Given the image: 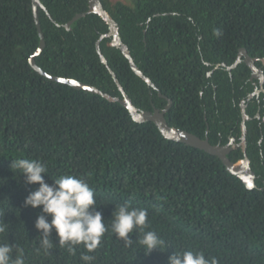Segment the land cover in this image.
<instances>
[{"label":"trees","instance_id":"obj_1","mask_svg":"<svg viewBox=\"0 0 264 264\" xmlns=\"http://www.w3.org/2000/svg\"><path fill=\"white\" fill-rule=\"evenodd\" d=\"M42 2L53 17L39 8L46 46L36 61L45 71L122 98L115 73L139 109L163 107L161 93L173 100L166 114L171 126L213 144L231 136L240 142V102L254 86L245 62L231 72L227 66L243 47L264 58V0H102L157 89L135 73L110 37L101 40L107 64L102 61L97 41L109 25L100 15L89 13L66 27L88 11V0ZM40 40L32 0H0V223L7 224L0 243L14 245L13 257L22 248L25 264H85L82 253L94 257L90 264H168L175 251L192 250L218 264H264V96L247 101V155L257 174V186L249 189L218 156L167 139L120 102L40 74L30 63ZM18 157L45 162L49 184L62 174L83 178L109 225L116 206L147 209L149 229L164 239L163 249L146 253L138 231L130 233V246L108 231L93 252L81 244L73 254L53 231L45 253L35 227L40 209L24 204L39 185L26 184L13 170ZM229 157L243 158V149Z\"/></svg>","mask_w":264,"mask_h":264},{"label":"clouds","instance_id":"obj_2","mask_svg":"<svg viewBox=\"0 0 264 264\" xmlns=\"http://www.w3.org/2000/svg\"><path fill=\"white\" fill-rule=\"evenodd\" d=\"M219 35V31L215 30ZM13 170L24 175L28 185L38 184L39 187L30 191L24 204L40 209L35 221V227L40 234V245L47 250L53 247L51 239L53 231L58 237L61 247H67L69 253H75V246L83 244L88 253L96 250L106 232L111 231L122 239L126 246L133 243L130 233L139 232L138 239L146 253L157 248L163 249L164 239L155 231L149 229V215L145 208L132 207L130 202L116 206L111 224H107L103 213L94 207L97 204L95 190L83 178L74 174H62L49 184L45 175L48 167L38 159L18 157L13 159ZM7 230L6 223H0V233ZM14 245L0 243V264H25L24 251ZM81 260L90 264L92 255L82 253ZM168 264H218L215 257L206 258L203 251H175L168 257Z\"/></svg>","mask_w":264,"mask_h":264},{"label":"water","instance_id":"obj_3","mask_svg":"<svg viewBox=\"0 0 264 264\" xmlns=\"http://www.w3.org/2000/svg\"><path fill=\"white\" fill-rule=\"evenodd\" d=\"M89 1V9L87 12L78 13L74 18H72L69 22L66 23V27L68 29H71L74 22H76L78 19L86 16L89 13H96L100 15L109 25V31L105 34L101 35V38L97 41V51L99 52L101 59L104 63L107 64V58L103 54L101 50V40L110 37L111 38V45L118 47L122 50L123 54L128 58L131 67L135 71L137 75H139L141 78H143L149 85L153 86L155 89H157V86L153 83V81L145 75V73L140 69V67L135 62L134 57L132 56V53L129 49V46L122 40L121 34H120V28L118 22L113 18V16L110 14V12L104 7V4L102 0H88ZM33 2V11H34V18L36 21V25L38 28V32L40 35V45L37 51L30 57V63L31 65L37 70L40 74L65 84H69L77 89H84L88 90L93 93H99L103 96H105L110 101H118L122 105L126 106L131 115L133 116L134 120L137 122H147L152 121L154 122L161 133L170 140L178 141L186 143L187 145L205 150L206 152H209L210 154L218 156L223 163L225 164L226 168L229 172L232 174L238 176L243 180L247 188L254 189L257 186L256 179L257 174L253 170L251 165V160L249 156L247 155V121L251 119V117L246 113V105L243 103V122H242V129H243V136L240 143H235L234 139L228 144H213L210 142V139L208 137L202 138L201 136L190 132L188 130L182 129L180 127L171 126L166 118V113L169 111L172 105V101L169 100V104L166 107V109L161 110L158 108H154L153 111L150 110H141L139 109L134 103L132 98L126 93L123 86L120 84L119 80L116 78L115 73H113V76L119 86V89L122 92V98L118 96H113L110 93H106L99 89L98 87L88 84L85 82H82L80 80H76L69 77H60L55 76L53 74L48 73L43 68L39 66V64L36 61V56L41 54L46 46L45 41V35L42 30L40 16H39V8H43L48 16L53 20V17L51 13L49 12L48 8L43 4L42 0H32ZM245 57L246 63L253 69L254 76H257L260 74L262 76V70L257 69L255 62L259 60L258 57H252L249 55L246 48H241L239 51L238 58L236 62L231 66L228 67L230 70L232 68H236L239 63L242 61V58ZM225 65V64H223ZM221 64H218L216 68L220 67ZM264 74V73H263ZM263 78V77H262ZM259 93V91L257 92ZM160 96H163L160 93ZM254 94H251L250 98H253ZM241 147L244 152V157L234 161L229 157V154L235 150ZM249 183H251V187H249Z\"/></svg>","mask_w":264,"mask_h":264},{"label":"flooded vegetation","instance_id":"obj_4","mask_svg":"<svg viewBox=\"0 0 264 264\" xmlns=\"http://www.w3.org/2000/svg\"><path fill=\"white\" fill-rule=\"evenodd\" d=\"M238 55H239V53H238ZM262 60V64H259V60ZM259 60H257L256 62H255V64H256V67H257V69H261L262 70V76L260 75V74H258L257 76H254V71H253V69L246 63V61H245V57H243L242 58V61L239 63V64H241L242 62H245L247 65H248V67L250 68V70H251V72H250V76H249V78H248V81H250L252 84H253V86H254V90L252 91V92H250L249 94H248V97L246 98V99H242V101L240 102V104H241V114H242V120H241V135H240V142H241V140H242V136H243V129H242V122H243V107H242V105H243V103H245V105H246V107H245V109H246V113H247V109L249 108V104L247 103V101H251V100H253V98H255V96H257V98L259 99V102L261 101L260 100V97L261 96H264V58H259ZM225 65H226V63H224ZM234 64V63H233ZM232 64V65H233ZM232 65H226L227 66V69L231 72L234 68H232L231 70L228 68V67H231ZM238 67V66H237ZM236 67V68H237ZM209 75H211V72L209 73ZM263 77V78H262ZM117 78V77H116ZM120 82V81H119ZM121 84V83H120ZM119 87V86H118ZM259 91V93H257ZM251 94H254V96H253V98H250V96H251ZM162 97H164L166 100H167V102L163 105V107H155V108H158V109H161V110H164V109H166V107L168 106V104H169V100H171L172 101V104H173V100L171 99V98H168L167 96H162ZM172 106V105H171ZM171 109V108H170ZM169 109V110H170ZM260 109V108H259ZM169 112V111H168ZM167 112V113H168ZM166 113V114H167ZM248 114V113H247ZM249 115V114H248ZM257 117H260L261 115H260V113H257V115H256ZM252 118V117H251ZM250 120V119H249ZM247 123V122H246ZM248 134V133H247ZM232 139H234V142L235 143H237L236 142V139H235V137L234 136H231V138H230V140H229V142H227V143H225V144H228V143H230L231 141H232ZM239 142V143H240ZM221 143V142H220ZM225 144H223V145H225Z\"/></svg>","mask_w":264,"mask_h":264},{"label":"rangeland","instance_id":"obj_5","mask_svg":"<svg viewBox=\"0 0 264 264\" xmlns=\"http://www.w3.org/2000/svg\"><path fill=\"white\" fill-rule=\"evenodd\" d=\"M123 1H125V2H127V3H129L131 5L134 3V0H123Z\"/></svg>","mask_w":264,"mask_h":264},{"label":"snow or ice","instance_id":"obj_6","mask_svg":"<svg viewBox=\"0 0 264 264\" xmlns=\"http://www.w3.org/2000/svg\"><path fill=\"white\" fill-rule=\"evenodd\" d=\"M249 187H251V183H249Z\"/></svg>","mask_w":264,"mask_h":264}]
</instances>
